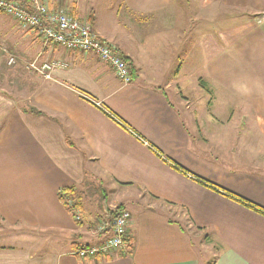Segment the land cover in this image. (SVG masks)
Instances as JSON below:
<instances>
[{"label":"crops","instance_id":"0c3cea01","mask_svg":"<svg viewBox=\"0 0 264 264\" xmlns=\"http://www.w3.org/2000/svg\"><path fill=\"white\" fill-rule=\"evenodd\" d=\"M88 1L35 4L88 18L119 48L131 82L91 52L44 48L0 14V81L13 84V96L0 87V218L10 227L3 236L31 241L0 244V264H264V0H191L202 21L180 0H123L120 9L109 3V23ZM199 52L208 80L236 97L234 106L212 112L214 103L183 94ZM38 57L68 67L48 79L28 69ZM203 106L199 119L192 110ZM213 125L222 133L218 151L205 148ZM96 180L112 193H139L86 210L83 192L93 193ZM65 188L81 197L79 221L61 199L69 200ZM118 206L131 216L125 249L77 255L111 236L96 228Z\"/></svg>","mask_w":264,"mask_h":264},{"label":"built area","instance_id":"2783aa9c","mask_svg":"<svg viewBox=\"0 0 264 264\" xmlns=\"http://www.w3.org/2000/svg\"><path fill=\"white\" fill-rule=\"evenodd\" d=\"M33 10L25 8L20 0H0V12L13 18L25 30L36 32L37 38L44 48L52 45L63 47L67 50L93 53L101 61L107 63L114 71L116 77L124 83L132 81L131 70L122 57L119 49L109 41L102 39L94 30L88 18H75L63 6L51 8L48 2L35 4ZM16 60L10 57L9 65H14ZM68 65L60 60L40 61L39 57L29 63V68L37 74L51 78L53 70L66 68ZM68 206H72V201ZM130 213L120 210L114 218L102 220L96 230L97 233H111V236L102 244L79 249L76 254L80 257L106 256L116 251L124 250L128 238ZM75 221L80 220V212L74 211Z\"/></svg>","mask_w":264,"mask_h":264},{"label":"rangeland","instance_id":"374dc122","mask_svg":"<svg viewBox=\"0 0 264 264\" xmlns=\"http://www.w3.org/2000/svg\"><path fill=\"white\" fill-rule=\"evenodd\" d=\"M180 1L183 4L182 7L188 13V17L190 15H194L195 13H198V16L201 17L200 21H202V16L192 6L193 3L191 0H180ZM88 2H90L91 3L90 5H92L90 7H93V8L96 7V9L100 10V14H101L100 19H101L102 23H104L105 21L109 23L111 19L115 18V15H114L115 13L113 14L109 10L110 9L109 3L114 2L115 3L114 6L116 9L117 8L120 9L121 7L124 8V1L123 0H89ZM43 3H45V2H42V4ZM86 4H84V5H86ZM213 14H214L213 20H210V21L215 23V25L218 26L219 24H217V23H218V21H220L218 18L219 14L216 12H214ZM2 16L5 17V15H2ZM186 16H187V14H186ZM218 32H219V28L215 29V33H218ZM215 36H216V34H215ZM3 53H5L4 48L0 46V55ZM5 56L6 57L4 59H5V63H6L7 60H9L8 57L10 55H8V56L5 55ZM200 58H201V52H199V59L197 58V61L193 62L190 66L189 74H187L188 78H186V81H184V87H182L183 94L185 96H188L189 99L193 103H195V102L198 104H203V103H207V102L214 103L213 108L210 109V111H212V112H215L216 107H218V106L221 107L220 104L224 103L226 101L229 102L231 105H233L232 103L238 102V99L236 97L227 95L218 86H216L215 84H213L212 82H210L208 80V78L205 74L204 62H202L200 60ZM33 60H31L30 62H32ZM29 63H28V66H29ZM17 64L12 65V66H16V67H14L15 70H17L20 67V66H17ZM8 66H11V65L8 64ZM2 69L8 74L10 72V70L13 68L9 69V67L4 65V67ZM28 69H29V67H28ZM186 71L188 72V70H186ZM3 79L5 80V78H3ZM206 82H210L209 87H208V84ZM12 85L13 84L11 82L9 84H5L4 81H0V87H2L1 89L5 88V89H7L8 92L12 91V87H13ZM174 86L175 87L173 88V90H174L173 92H175V89L177 88V85H174ZM10 94H8V95L13 96V92H11ZM25 95H26V93L24 94V96ZM170 97L172 98V100L175 103H179L178 97H175L174 94L170 93ZM26 103L27 102H25V104ZM206 108H207V106H203V108L201 107L198 109H194V110H192V112L196 111L199 119L205 118L206 117V115H205ZM222 111L224 112V114L226 116H228L234 112H235V116L237 115L236 109L232 110V109L224 108V110H222ZM183 113H184V111H183ZM212 128L214 129L213 136H212L213 139L209 140L208 146H205V148L207 150L214 149V151H218L221 148V142L219 139V136H221V134H222L221 130H220L221 128L218 127L217 125L216 126L213 125ZM236 134H237L236 129H233L231 127L229 130V135H230L229 138H232L233 136L236 137L235 136ZM228 142H229L228 148H230V149L237 146L236 140H229ZM235 144H236V146H235ZM105 185L107 186V183ZM104 187L105 186L102 183H99L96 180L94 183L93 193L89 194L88 192H83L85 195V200H84L86 203L85 205L87 206L86 210H88L87 208H90V210H92L93 207L95 208L97 205H100L101 209L104 211L105 203L107 205H110L111 201H113V200L137 197V194L139 193V191L137 189L122 190V191L116 189L112 193V192H110V190L106 191V189ZM106 192H107V195H105ZM183 222L187 227H189L185 219L183 220ZM9 228L10 227L8 226V224H5L3 222V220L0 218V244H3V245H11V244L21 245V243H23V244L26 243L27 245H30L31 241L29 239L24 238V240L23 239L19 240V239H14V238L12 239V238H8V237L3 236L4 234L8 235ZM40 239H43V238L41 237ZM35 243H37V242H35ZM44 244H45V241H42V245H44ZM38 245H40V243H38ZM42 245H40V246H42Z\"/></svg>","mask_w":264,"mask_h":264},{"label":"trees","instance_id":"16d2710c","mask_svg":"<svg viewBox=\"0 0 264 264\" xmlns=\"http://www.w3.org/2000/svg\"><path fill=\"white\" fill-rule=\"evenodd\" d=\"M21 4L27 8L28 10H33L32 5H33V1L32 0H20ZM0 14H3L2 12H0ZM29 32H32L34 35H36V32L32 31V30H27ZM37 37V36H36ZM39 39V38H38ZM8 95V94H6ZM39 113V112H37ZM181 168V167H180ZM67 194H68V199L72 201V206L69 207L68 206V201H66L63 196H61V199L64 203V206L67 208V210L69 211V213L74 216V211L77 209H80L82 206L81 203V197L78 196V192H76V190L74 188H65L64 190ZM122 210L121 206H118L117 208H115L114 210H110V209H106V215L110 216L111 218H114V216L120 211Z\"/></svg>","mask_w":264,"mask_h":264}]
</instances>
